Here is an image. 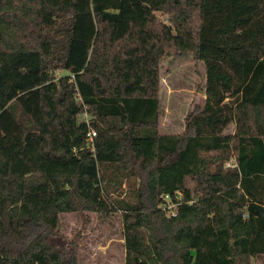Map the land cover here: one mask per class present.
Returning a JSON list of instances; mask_svg holds the SVG:
<instances>
[{"label": "trees", "instance_id": "obj_1", "mask_svg": "<svg viewBox=\"0 0 264 264\" xmlns=\"http://www.w3.org/2000/svg\"><path fill=\"white\" fill-rule=\"evenodd\" d=\"M185 57L204 102L162 134ZM115 212L125 264L264 256V0H0V264H78L61 216Z\"/></svg>", "mask_w": 264, "mask_h": 264}, {"label": "rangeland", "instance_id": "obj_2", "mask_svg": "<svg viewBox=\"0 0 264 264\" xmlns=\"http://www.w3.org/2000/svg\"><path fill=\"white\" fill-rule=\"evenodd\" d=\"M158 16L164 19L160 14ZM160 72V132L181 134L186 115L204 102L205 65L192 57L164 58ZM62 74L66 73H59ZM234 130L232 124L225 132L232 134ZM122 229L119 212L112 215L68 213L61 216L57 239L51 240L56 245L75 250L78 264H125ZM252 263L264 264V256L253 259Z\"/></svg>", "mask_w": 264, "mask_h": 264}, {"label": "built area", "instance_id": "obj_3", "mask_svg": "<svg viewBox=\"0 0 264 264\" xmlns=\"http://www.w3.org/2000/svg\"><path fill=\"white\" fill-rule=\"evenodd\" d=\"M88 119H89V117H88L87 114H85V115L82 116V120H86L87 121ZM96 135L97 134H96L95 131H90L88 133V141H89L90 145H92L91 147H93V142H94V138L96 137ZM164 199L167 202L168 208L172 210V214L174 215L175 214V211L174 210L176 209L175 205H173V204L170 203L169 196H166Z\"/></svg>", "mask_w": 264, "mask_h": 264}]
</instances>
